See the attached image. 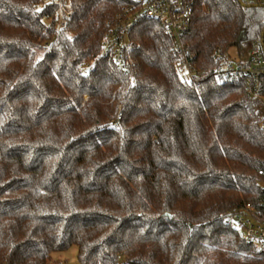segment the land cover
Segmentation results:
<instances>
[{"label": "trees", "instance_id": "trees-1", "mask_svg": "<svg viewBox=\"0 0 264 264\" xmlns=\"http://www.w3.org/2000/svg\"><path fill=\"white\" fill-rule=\"evenodd\" d=\"M62 1L0 0V264L72 246L78 264H264L225 222L264 215L259 104L211 75L215 48L261 43L264 0L196 2L182 40L198 83L176 78L155 19L132 28L127 72L99 56L128 0H72L58 28Z\"/></svg>", "mask_w": 264, "mask_h": 264}, {"label": "built area", "instance_id": "built-area-1", "mask_svg": "<svg viewBox=\"0 0 264 264\" xmlns=\"http://www.w3.org/2000/svg\"><path fill=\"white\" fill-rule=\"evenodd\" d=\"M197 1L199 0H128L126 5L106 21L99 56L111 60L122 72H127L134 63L132 51L135 42L132 39V28L142 19H155L160 21L179 54L173 65L176 78L187 83L200 82L201 72L194 62L193 54L182 40ZM71 15V0H63L57 14L58 28ZM211 57L218 64L211 73L212 78L215 81H241L245 94L259 104V125L264 130V51L260 44L255 42L250 45L245 61L231 60L219 48L213 50ZM93 66L92 62L80 64L79 69L87 73ZM225 222L235 228L243 240L254 242L256 246H264V215L257 217L249 209L241 208L230 214ZM121 260L122 256L118 255L113 264H122Z\"/></svg>", "mask_w": 264, "mask_h": 264}, {"label": "rangeland", "instance_id": "rangeland-1", "mask_svg": "<svg viewBox=\"0 0 264 264\" xmlns=\"http://www.w3.org/2000/svg\"><path fill=\"white\" fill-rule=\"evenodd\" d=\"M255 0H243V2L245 3H251L254 2ZM71 7H72V0H71ZM72 33H68V35H71ZM263 43H264V36H263ZM250 47V44H243L240 48L237 47H230L227 52H226V56L227 58L231 59V60H237L240 58V55L242 53H245L248 51ZM84 99H88V96H85ZM243 209H247V207L243 208ZM52 258L53 259H57L61 262V264H78L77 258H76V247L72 246L71 248L67 249L66 251L63 252H56V253H52Z\"/></svg>", "mask_w": 264, "mask_h": 264}, {"label": "crops", "instance_id": "crops-1", "mask_svg": "<svg viewBox=\"0 0 264 264\" xmlns=\"http://www.w3.org/2000/svg\"><path fill=\"white\" fill-rule=\"evenodd\" d=\"M248 52V51H247ZM247 52H245V53H242L241 55H240V58L239 59H237V61H245V59H246V56H247Z\"/></svg>", "mask_w": 264, "mask_h": 264}, {"label": "water", "instance_id": "water-1", "mask_svg": "<svg viewBox=\"0 0 264 264\" xmlns=\"http://www.w3.org/2000/svg\"><path fill=\"white\" fill-rule=\"evenodd\" d=\"M239 1L241 2V0H239ZM249 5H250V4H249ZM263 36H264V29H263V31H262V33H261V37H262V39H261V43H260V45H261L262 49H263V47H264ZM263 51H264V49H263Z\"/></svg>", "mask_w": 264, "mask_h": 264}, {"label": "snow or ice", "instance_id": "snow-or-ice-1", "mask_svg": "<svg viewBox=\"0 0 264 264\" xmlns=\"http://www.w3.org/2000/svg\"><path fill=\"white\" fill-rule=\"evenodd\" d=\"M37 11H40V9H37Z\"/></svg>", "mask_w": 264, "mask_h": 264}]
</instances>
